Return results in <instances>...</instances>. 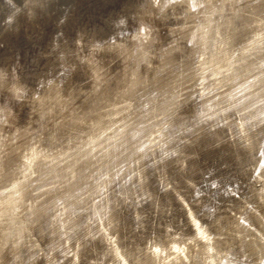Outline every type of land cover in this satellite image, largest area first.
Instances as JSON below:
<instances>
[{
  "label": "bare ground",
  "instance_id": "obj_1",
  "mask_svg": "<svg viewBox=\"0 0 264 264\" xmlns=\"http://www.w3.org/2000/svg\"><path fill=\"white\" fill-rule=\"evenodd\" d=\"M53 1L0 0V35ZM130 5L87 50L52 37L24 103L0 69V264H264V0Z\"/></svg>",
  "mask_w": 264,
  "mask_h": 264
},
{
  "label": "rangeland",
  "instance_id": "obj_2",
  "mask_svg": "<svg viewBox=\"0 0 264 264\" xmlns=\"http://www.w3.org/2000/svg\"><path fill=\"white\" fill-rule=\"evenodd\" d=\"M52 3H50L52 6L50 5L46 9V11L48 9L49 11L36 14L38 16L35 17L36 19L34 18L33 21L35 22L32 21L30 24L25 23L24 21L26 20H23L20 16L21 18L16 22L17 27L15 31L6 32L4 34L5 36L0 35V69L2 67L7 69L8 66V73L15 70L16 73H19L23 77H34L40 69L49 66L48 64L51 60L46 59V56H50L51 52L46 50L51 47L52 37L59 33L66 35L70 39L69 43L80 46L82 43L77 37L81 33L79 31L84 29L86 31L83 35L85 37L83 42L84 47H79V50H87V48H89V39H91V34L94 33V30L101 31V35H104L106 33L104 30L109 29L110 25L114 22L113 19H116L119 14L126 13L131 6L130 4L133 3V0H54ZM62 13L63 17H61ZM60 22H62L61 25ZM59 26H61V29L58 30ZM44 73H46V71H44ZM31 82H34V80L32 79ZM74 82L76 83L77 81ZM11 104L14 106V103ZM19 112L24 116L28 114L27 109L24 108ZM217 157L218 155L214 157L212 161L215 165H218L217 163L220 165L215 166L210 160L209 164H211V166L209 165V169L207 168L205 170L210 174L212 173L211 171L214 170V174L210 175L208 173L211 177L205 176L210 179L213 177L215 180L217 178L216 181L221 180L223 183L226 182L224 184H227V190L236 187L237 182H235L233 178L239 174H237L231 166L227 167L221 164L220 155V158L218 157L217 159ZM219 169L224 173L218 172ZM215 174L216 176H213ZM210 179H207L209 184L211 183ZM198 182L201 183L202 180L200 179ZM202 183L203 185L206 184L205 182ZM239 183H241V181H239ZM213 186L216 185L213 184ZM216 187L218 188L219 186ZM217 188L215 189L216 191ZM214 194L217 197L214 195L213 198H218V195L216 193ZM232 195H235L236 197H234L237 198L238 193L232 191ZM221 201L218 202L222 204L223 201Z\"/></svg>",
  "mask_w": 264,
  "mask_h": 264
},
{
  "label": "clouds",
  "instance_id": "obj_3",
  "mask_svg": "<svg viewBox=\"0 0 264 264\" xmlns=\"http://www.w3.org/2000/svg\"><path fill=\"white\" fill-rule=\"evenodd\" d=\"M152 32H153V29L149 25L144 24L140 27L139 34L136 36V39L142 40L145 44H147L152 39ZM93 51L102 53L104 49L102 45L96 44L93 48ZM145 55L147 56V53ZM3 75L4 74L0 72V77H3ZM12 78L16 82L12 84L10 88V92L12 93V95L14 96V99L18 103H24L25 98L28 96V86L24 84L22 81H20L19 75L18 73L15 72V70L12 71ZM92 78L96 80L97 82H99V79H100L99 73L96 71H93ZM97 90H99V87H97ZM202 229H204V231H207L205 228H202ZM171 251L175 253L176 255L169 257L168 251L158 246L152 249V252L155 254L160 264H171L172 260L177 259L179 256L184 255L187 249L183 245L173 244L171 246Z\"/></svg>",
  "mask_w": 264,
  "mask_h": 264
}]
</instances>
